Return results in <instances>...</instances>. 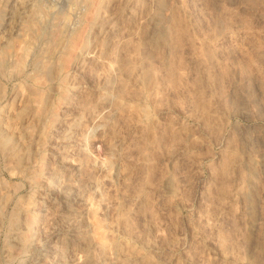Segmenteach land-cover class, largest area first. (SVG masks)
I'll return each mask as SVG.
<instances>
[{"label": "rangeland", "instance_id": "374dc122", "mask_svg": "<svg viewBox=\"0 0 264 264\" xmlns=\"http://www.w3.org/2000/svg\"><path fill=\"white\" fill-rule=\"evenodd\" d=\"M49 1L0 0V264H264V0Z\"/></svg>", "mask_w": 264, "mask_h": 264}, {"label": "bare ground", "instance_id": "6f19581e", "mask_svg": "<svg viewBox=\"0 0 264 264\" xmlns=\"http://www.w3.org/2000/svg\"><path fill=\"white\" fill-rule=\"evenodd\" d=\"M39 1L38 2V7L40 10H45V9H48V8H51L53 9V7H56V4L55 2H50L49 0H37ZM50 9V10H51ZM73 13V12H72ZM58 14V13H57ZM55 15V14H54ZM60 15V14H59ZM81 18V17H80ZM65 25V24H64ZM62 26V25H61Z\"/></svg>", "mask_w": 264, "mask_h": 264}]
</instances>
